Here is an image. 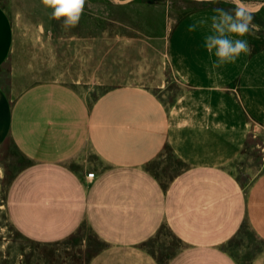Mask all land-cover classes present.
<instances>
[{
    "label": "crops",
    "instance_id": "crops-1",
    "mask_svg": "<svg viewBox=\"0 0 264 264\" xmlns=\"http://www.w3.org/2000/svg\"><path fill=\"white\" fill-rule=\"evenodd\" d=\"M217 8L186 13L170 32L171 68L184 85L171 103L136 84L111 87L93 104L80 81H36L15 95L0 85V146L9 139L31 161L7 198L24 233L53 240L87 224L108 243L90 264H159L140 244L163 224L186 242L166 264H236L219 245L242 215L264 241V172L244 196L225 169L249 128L264 126V45L252 33L232 35L251 53L216 66L205 38ZM13 40L0 4V67ZM86 148L101 165L83 159ZM168 148L189 169L164 190L146 165Z\"/></svg>",
    "mask_w": 264,
    "mask_h": 264
},
{
    "label": "rangeland",
    "instance_id": "rangeland-1",
    "mask_svg": "<svg viewBox=\"0 0 264 264\" xmlns=\"http://www.w3.org/2000/svg\"><path fill=\"white\" fill-rule=\"evenodd\" d=\"M239 3L253 12L258 30L253 29L252 34L264 45V0ZM0 4L10 16L14 33L10 55L0 67V85L15 95L36 81H80L90 104L120 84L147 86L166 103L173 102L184 87L169 60L173 26L196 8L215 6L231 11L236 6L235 0H88L78 26L66 29L62 21L51 18L53 10L41 0H0ZM83 157L101 165L89 148ZM30 164L11 140L0 146V264H90L108 243L89 225L80 224L66 237L51 240L27 235L12 220L7 203L9 186ZM146 168L167 190L189 166L168 148ZM225 169L245 196L264 172V126L254 123L249 128L242 149ZM140 246L159 264H166L186 242L163 224ZM219 248L236 264H264V241L243 215L238 229Z\"/></svg>",
    "mask_w": 264,
    "mask_h": 264
},
{
    "label": "clouds",
    "instance_id": "clouds-1",
    "mask_svg": "<svg viewBox=\"0 0 264 264\" xmlns=\"http://www.w3.org/2000/svg\"><path fill=\"white\" fill-rule=\"evenodd\" d=\"M42 4L53 11L51 18L62 21L63 27L74 28L78 26L88 0H41ZM197 3H218L219 0H196ZM225 3L233 2V0H224ZM236 6L227 11L217 8L214 11L217 15L211 17L212 35L205 38V47L214 54L218 59L216 66L224 63H234L241 53L250 54L251 47L248 42L243 39H232L235 35L243 37L251 34L256 26L253 24L254 14L246 6L235 0ZM204 23V21H200ZM197 24L190 25L188 31H195ZM258 30V29H256Z\"/></svg>",
    "mask_w": 264,
    "mask_h": 264
},
{
    "label": "built area",
    "instance_id": "built-area-1",
    "mask_svg": "<svg viewBox=\"0 0 264 264\" xmlns=\"http://www.w3.org/2000/svg\"><path fill=\"white\" fill-rule=\"evenodd\" d=\"M94 176H95V172H93V171L87 173L88 178H92Z\"/></svg>",
    "mask_w": 264,
    "mask_h": 264
}]
</instances>
